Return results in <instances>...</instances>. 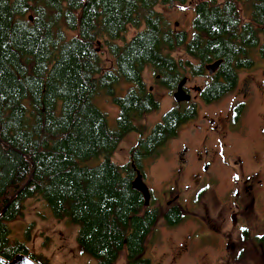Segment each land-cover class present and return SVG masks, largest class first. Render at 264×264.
I'll use <instances>...</instances> for the list:
<instances>
[{
  "label": "trees",
  "instance_id": "trees-1",
  "mask_svg": "<svg viewBox=\"0 0 264 264\" xmlns=\"http://www.w3.org/2000/svg\"><path fill=\"white\" fill-rule=\"evenodd\" d=\"M218 1L194 4L187 40L156 9L186 0H0V255L10 260L22 253L48 264L24 242H11L7 225L27 198L41 197L55 218L79 226L78 247L95 264H115L122 250L126 264H151L143 252L159 213L145 205L133 181L143 175L144 160L176 134L183 116L175 107L165 111L147 135H139L126 163L109 155L159 105L145 87V66L174 89L183 75L174 49L182 47L200 67L220 60L216 75L226 83L212 85L214 97L230 89L239 67L252 65L250 49L264 36V0H251L245 20L239 0ZM129 28L135 32L123 40ZM97 44L113 57L109 68ZM120 81L131 86L115 95ZM98 93L118 109L114 128L93 101ZM91 157L102 161L79 163Z\"/></svg>",
  "mask_w": 264,
  "mask_h": 264
},
{
  "label": "flooded vegetation",
  "instance_id": "flooded-vegetation-1",
  "mask_svg": "<svg viewBox=\"0 0 264 264\" xmlns=\"http://www.w3.org/2000/svg\"><path fill=\"white\" fill-rule=\"evenodd\" d=\"M260 39L250 49L252 65L239 67L236 81L221 95L211 97L212 85L215 82L219 84L226 82L222 76L216 75L217 69L213 73L207 71L205 66L208 63L201 65L202 68H198L196 72L191 71L196 77L204 75L210 77V80L203 85H193L188 88L187 78L182 77L185 78L182 89L190 96V100L175 101L176 104L173 106L183 116L176 134L169 139L178 140V147L173 158L175 165L159 198L152 196L149 192V204L156 208L162 207V211L158 213L162 214L163 231L177 235L178 238L175 237L170 243L164 244L161 251L160 248L158 251L148 252V243L143 256L149 258L151 264H231L233 260H242L247 256L249 258L264 257V226L253 232L254 227L248 218L253 217L260 223L264 222V165H260L262 162L260 159L264 157V66L257 75L246 73L245 77L239 78L241 71L254 68L256 53L264 56V41ZM188 65L200 67L199 63ZM157 82L168 88L159 82L158 74ZM177 86L178 84L174 89L168 88L172 92V97ZM149 90L151 91V87ZM229 93H233V96L228 110L215 112L214 116L200 113L202 104L212 105ZM254 102L260 103V109L256 115V128L262 139L260 140L262 154L255 152L250 156L244 154L242 156L231 150L229 140L236 132L247 129V125L241 123L242 116ZM186 125H190L188 130L181 131ZM159 153L161 154L160 150ZM190 154L191 157H189ZM244 160L249 168L251 165L255 167L250 169V174L247 176H245L247 164ZM191 165H194L195 170L187 179L185 174ZM211 168L212 178L199 183L197 177L201 171L207 172ZM223 172H229L232 175L231 192L229 198L224 195L222 198L215 196L214 199L221 205H226L227 214L224 221L228 220L233 227L242 222L246 227L240 229L236 236L223 228L221 224L211 221L210 216L200 215L198 208L195 210L190 208L205 187L216 179L217 173L220 175ZM137 177L145 184V168L143 175L140 174ZM184 181L189 183L182 185ZM192 184L193 187L190 189ZM188 191H191V194L195 192L188 196L190 195ZM154 201L159 204L156 206ZM203 209L206 213L209 212L208 208ZM186 219L190 220L193 226L187 232H182L180 229ZM233 237L243 239L242 245L238 246ZM151 243L153 244L152 241Z\"/></svg>",
  "mask_w": 264,
  "mask_h": 264
},
{
  "label": "rangeland",
  "instance_id": "rangeland-1",
  "mask_svg": "<svg viewBox=\"0 0 264 264\" xmlns=\"http://www.w3.org/2000/svg\"><path fill=\"white\" fill-rule=\"evenodd\" d=\"M198 0H186L183 4H175L172 6H157L156 9L161 11L165 16L168 26L172 30H184L187 34V40L193 34L192 19L195 15L194 4ZM219 0L218 2H220ZM251 0H239L238 10L242 20L248 18L250 14V4ZM135 32V29L129 28L124 34L123 40H128L130 36ZM123 40H118L122 42ZM261 41H264V36L261 37ZM97 48L100 50V56L102 64L105 68H109L113 64V57L106 51L102 44H97ZM175 58H180L183 75L182 77L187 78L188 88L193 85L201 86L210 77L207 75L196 77L191 73V67L186 65L185 60L190 61L191 64L196 65L197 60L188 56L183 48H176L171 53ZM210 64V63H208ZM264 66V56L256 53L254 56V68L241 71L239 78L245 77L246 73L251 75H257L259 70ZM201 67H199L200 69ZM143 81L146 88L151 87V91L156 96L159 101L158 107L146 114H144L140 120L136 121V129L126 133L114 151L109 155V159L118 164H124L129 161L131 147L136 144L139 135H147L153 125L159 122L162 118L163 113L173 107L176 102L172 97V92L157 82V74L150 66H145L143 70ZM131 86L130 83L126 81H120L114 87L115 95H122ZM192 94V92H190ZM233 93L225 95L218 102L206 106L204 104L200 108V113L214 116L215 112L226 111L230 105ZM93 101L95 105L106 115L107 124L109 128H114L116 125V117L118 114V109L112 102L111 98L103 93H98L94 96ZM260 109V103L254 102L249 108L244 112L242 116V124L247 125L246 130L238 131L229 140L231 145V150L234 153H239L243 156H250L252 153L259 152L262 154L261 146V135L256 128V115ZM190 125L183 126L181 131H187ZM178 147V140L172 139L168 140L161 148V154L158 153L155 157L147 158L144 160L145 168V185L147 186L149 192L152 196L159 198L164 187L167 185L168 178L171 169L175 165L173 158L174 152ZM191 157V154L189 155ZM247 160V158L243 157ZM262 162L260 165H264V157L260 159ZM102 161V157H91L79 161L81 165L93 166L99 164ZM244 163L246 161L244 160ZM255 167L251 165L246 166L245 176L250 174V169ZM195 167L191 165L187 169V174L185 176L189 178V174L194 172ZM213 170L209 169L207 172L201 171L198 175V182L201 183L203 180H208L212 178ZM189 183L188 181L182 182V185ZM212 183H214L212 185ZM207 185L205 189L198 195L196 201L190 205L191 209L198 208L197 211L202 216H210L211 221L221 224L223 228L228 229L233 236L237 235L240 229L245 227L242 222H240L236 227L229 224L228 220L224 221V217L227 214L226 205H221L214 198H222L226 195L229 198L231 192V186L233 184L232 175L229 172H223L220 175L217 173L216 179ZM201 185V184H199ZM192 186L190 189H192ZM196 189V187H195ZM183 190V188H182ZM197 190V189H196ZM195 190V191H196ZM194 191V192H195ZM193 192V194H194ZM191 196V191H188ZM187 195L184 193V197ZM216 196V197H215ZM155 205L157 206L156 201ZM158 212L162 211V207L157 206ZM204 207L208 208L209 212L204 211ZM249 222L254 227V231L260 230L264 226V222L260 223L253 217H248ZM163 219L162 214H159V218L150 234L146 239V245L148 244V252L160 251L163 249L164 244L170 243V241L178 236L171 233H165L163 231ZM10 228L9 238L11 242L20 241L24 242L28 250L35 256L44 259L48 264H95L96 259L91 255L81 252L76 241V235L79 226L73 222H70L66 218L58 219L55 218L51 210L46 205V202L41 197L27 198L23 202V209L21 215L16 217L14 220L7 222ZM193 226L192 222L188 219L185 220L184 224L181 226L180 231L187 232ZM246 228V227H245ZM156 236V239H155ZM237 241V245H242V240L239 237H233ZM153 242V244L151 243ZM152 244V245H151ZM153 253V252H152ZM154 254V253H153ZM155 255V254H154ZM246 258L242 260H233L231 264H264V257ZM248 259V260H247ZM247 260V261H246ZM115 264H126V253L124 250L119 252V255L115 261ZM155 264V263H154Z\"/></svg>",
  "mask_w": 264,
  "mask_h": 264
},
{
  "label": "water",
  "instance_id": "water-1",
  "mask_svg": "<svg viewBox=\"0 0 264 264\" xmlns=\"http://www.w3.org/2000/svg\"><path fill=\"white\" fill-rule=\"evenodd\" d=\"M30 19H31V17H30ZM219 63H220V60H216L214 62H211L210 64H207L205 67L209 73H213L217 69ZM184 82H185V78H182L179 81L178 86L173 93V98L176 102L190 100V96L188 94H186L185 91L182 89ZM133 186L136 189L142 191V193L144 194V197H145V205H148L149 199H150V194H149L147 186L141 181V179L139 177H136L134 179ZM0 264H38V263L35 260H33L32 258L28 257L27 255L19 253L10 260H8V259L4 258L2 255H0Z\"/></svg>",
  "mask_w": 264,
  "mask_h": 264
}]
</instances>
